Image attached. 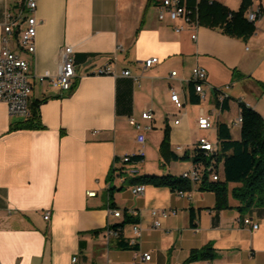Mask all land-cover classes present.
<instances>
[{"label":"crops","instance_id":"obj_1","mask_svg":"<svg viewBox=\"0 0 264 264\" xmlns=\"http://www.w3.org/2000/svg\"><path fill=\"white\" fill-rule=\"evenodd\" d=\"M160 1L37 0L31 14L38 21L36 46L29 52L20 44L26 22L10 33L5 30L15 0H0V47L6 35L9 48L30 62L31 99L41 101L43 124L13 129L27 118L10 115L7 104L0 102V264H72L74 255L90 264H132L142 252L152 255L142 264H183L193 250L208 245L217 256L189 264H264V206L241 210L231 194L241 183L228 184L227 209H218L216 194L196 182L185 196L152 184L135 195L129 178L116 177L117 188L109 192L112 169L140 147L130 123L133 117L151 126L145 131L141 174L176 176L192 168L200 137L218 141L220 122L230 126L235 139L241 137L242 127L236 123L240 101L264 117V0H252L245 12L248 19L252 9L262 8L248 38L200 24L197 12L196 25L177 32L175 25L183 21L159 20ZM211 1L234 11L242 4ZM67 46L73 48L77 75L72 89L62 92L40 77L46 71L58 73ZM151 57L159 62L145 68ZM105 66L112 72L101 73ZM197 66L207 71L204 97L192 82ZM123 70H130L132 77L123 76ZM190 86L200 95L199 103L191 102ZM172 89L181 95L183 107L172 101ZM221 93L227 95L228 109L222 108ZM148 110L154 113L152 120L142 117ZM202 114L211 118L210 129L198 127ZM165 139L168 151L191 158L162 167ZM220 173L222 177V168ZM109 206L122 211V217L109 213ZM126 210L139 219L123 229L124 238L137 249L118 247V236L109 233ZM246 217L259 226L244 224ZM157 218L161 227L154 225Z\"/></svg>","mask_w":264,"mask_h":264},{"label":"trees","instance_id":"obj_2","mask_svg":"<svg viewBox=\"0 0 264 264\" xmlns=\"http://www.w3.org/2000/svg\"><path fill=\"white\" fill-rule=\"evenodd\" d=\"M252 4V0H242L239 10L234 11L221 2L211 0H187L189 8L197 12L200 24L209 27H221L225 33L243 38L250 37L256 30V22L249 21L245 17L246 10ZM190 100L193 103L200 102V95L194 92V88L190 86ZM41 101L32 100L30 103L31 114L23 122L17 124L13 129L42 128L40 114ZM222 108L228 109V98L222 103ZM240 110L243 117L241 125V137L235 139L232 135L231 128L226 122H220L217 128L218 150L213 152L209 157L203 150L195 148L193 162L195 164L209 165L214 163L217 172L221 175L219 166L223 169V176L220 179H206L200 183V188L206 191H212L216 194V207L218 209L230 208L229 204V183H241V186L235 187L231 194L241 202L240 209H249L254 206H264V117L256 109L250 107L246 102L240 101ZM167 139H165L162 147L164 160L162 167H166L171 161L185 160L191 158L188 153L183 156L177 155L173 151H168L166 147ZM133 159L142 160L144 158L135 157ZM124 164L121 167L112 169V180L109 192L111 195L115 190L114 178L115 173L125 174ZM129 178L130 184L144 183L155 186H166L172 190L188 191L192 189V182L184 178L182 175L176 176L171 174L165 175H149L140 174ZM126 178V179H127ZM124 186L120 187L123 188ZM194 219V213L191 214ZM139 219L128 213H124V219L121 222L113 224L111 227L118 232V247L123 249H137V244L127 241L123 235V229L127 224L138 223ZM217 256V252L212 245H208L199 250H193L190 257L183 263L189 264L197 259H213Z\"/></svg>","mask_w":264,"mask_h":264},{"label":"built area","instance_id":"obj_3","mask_svg":"<svg viewBox=\"0 0 264 264\" xmlns=\"http://www.w3.org/2000/svg\"><path fill=\"white\" fill-rule=\"evenodd\" d=\"M37 8V0H15V12L9 11L7 14L8 24L5 28L6 32H11L13 28L20 26L22 23L26 22L25 28H21V38L20 44L23 48H26L29 52L35 51V41L37 37V17L31 14ZM158 18L161 21H166L167 19L171 21L182 20L183 23L175 25V30L177 32L184 31L187 25H196L194 20V14L196 11L189 8L187 5V0H161L157 4ZM262 16V8L258 7L252 9L248 14V19L252 22H257ZM193 39H197V34H192ZM3 45L0 47V102H4L8 106V111L10 115L20 116L23 118H28L31 114V98L33 95V82L31 81L30 75V62L12 51L9 46L8 36H3ZM75 57L73 55V48L67 46L64 49L62 61L59 67V71L56 75L51 74L46 71L41 75V81L46 78L50 79L51 85L58 87L62 92H69L72 89L74 79L77 75ZM159 62L158 57H151L146 60L145 68L152 67L155 63ZM101 73H111L112 68L105 66L100 70ZM122 75L125 77H132L130 70H123ZM171 75L174 77L177 75V71H173ZM207 77V71L202 66H197L193 69L192 82L195 85L196 91L203 94L204 97V83ZM227 95L221 93L219 95V100L221 103L224 102ZM171 99L174 104L181 108L184 102L181 95L174 89L171 91ZM142 117L147 120H152L154 118V113L152 110L143 112ZM130 123L135 127L137 131V142L140 144L139 149L133 154H126L122 158V163L124 164L125 174L116 175L122 180H126V177H135L141 174V162L142 160L133 159L135 157L144 158L146 154L145 143H146V129L151 128V126H143L134 117L130 119ZM179 123V120L176 121ZM236 123L242 125L243 117L240 113L239 117L236 119ZM213 126L212 120L209 116L202 114L198 118V127L202 130L210 129ZM219 147L218 141L214 142L209 137L202 136L199 138L195 148L203 150L209 157L213 152L217 151ZM178 150H182V147H177ZM221 170V166L218 167ZM211 180L220 179V174L217 172L216 165L212 162L209 165L204 164H193L192 168L188 171L182 173V176L189 179L192 183L196 182L200 184L206 179V175ZM146 185L144 183L134 184L131 186L132 193L135 195L144 194ZM180 195L185 196L187 191L179 190ZM96 192H90V195H95ZM109 213L113 214L115 217H122V211L108 207ZM134 213V212H133ZM152 214L156 216L158 214L157 210H152ZM162 217L167 216L165 210L160 211ZM51 211L45 213V219H49ZM243 223L246 225H252L257 228L259 225L253 223L252 219L249 217L242 219ZM155 227H161L162 222L160 218H157L154 222ZM136 236L141 235V228L138 224L134 227ZM109 233L118 236V232L109 227ZM152 255L148 252H142L137 254L135 260L132 264H142L144 262L150 261ZM72 264H90L89 262L81 259L79 255H74L71 259Z\"/></svg>","mask_w":264,"mask_h":264},{"label":"rangeland","instance_id":"obj_4","mask_svg":"<svg viewBox=\"0 0 264 264\" xmlns=\"http://www.w3.org/2000/svg\"><path fill=\"white\" fill-rule=\"evenodd\" d=\"M143 173H145V172L143 171ZM152 175H155V174H152Z\"/></svg>","mask_w":264,"mask_h":264}]
</instances>
